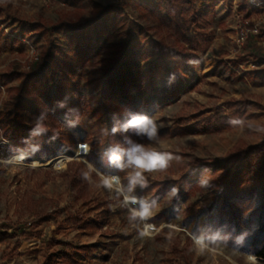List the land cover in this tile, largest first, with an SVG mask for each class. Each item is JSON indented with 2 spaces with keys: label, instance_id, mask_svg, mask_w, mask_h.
<instances>
[{
  "label": "rangeland",
  "instance_id": "1",
  "mask_svg": "<svg viewBox=\"0 0 264 264\" xmlns=\"http://www.w3.org/2000/svg\"><path fill=\"white\" fill-rule=\"evenodd\" d=\"M156 2L0 0V30L9 43L0 52V77L7 79L0 83V264H63L75 247L85 248L76 264H175L173 251L185 252L190 264H245L251 233L263 235L264 207L235 235L224 232L214 210L215 182L232 170L226 158L264 137L256 131L264 128V5L251 11V0L187 4V13L209 15L211 37L200 46L192 26L180 34L166 28L151 11L158 10ZM111 5L115 12L88 29L87 21ZM84 35L85 50L69 47L70 37ZM167 52L182 59L173 84L166 79L173 69ZM46 56L61 64L35 94L22 93ZM110 68L118 83L144 77L154 88L132 92L126 105L125 99L110 104L101 89ZM14 111L22 124L44 126L48 140L27 151L6 141L3 116ZM136 113L156 121L159 138L135 135L132 141L178 157L164 172L145 173L148 186L129 193L155 201L146 221L158 230L153 238L138 235L144 222L129 221V207L139 205L125 207L123 196L101 183L117 176L127 189L131 170L110 165L105 153L116 144L127 147L111 129ZM221 120L230 123L218 125ZM79 144L86 145L83 156ZM77 169L89 179L81 180ZM204 179L207 187L199 183ZM173 186L177 197L170 196ZM66 215L94 216L96 227L61 233L57 224ZM192 236L204 237L209 251H195Z\"/></svg>",
  "mask_w": 264,
  "mask_h": 264
},
{
  "label": "trees",
  "instance_id": "2",
  "mask_svg": "<svg viewBox=\"0 0 264 264\" xmlns=\"http://www.w3.org/2000/svg\"><path fill=\"white\" fill-rule=\"evenodd\" d=\"M158 10H151L161 18L163 25L172 30L175 34L187 30L190 26L193 27V31L196 33L195 42L196 45H205L206 39L211 37V34L207 33V22L209 15L202 13H187V4L193 5L200 0H156ZM261 5H264V0H251L249 9L252 11L253 7H257L255 11L261 9ZM116 7L111 5L104 9H101L94 17L87 21V27L98 28L100 26L101 19L106 17L109 13L115 12ZM13 43V42H12ZM69 47L77 48L78 50H85L88 45L87 36L70 37L68 40ZM9 46L7 38L2 35L0 30V52ZM205 47V46H204ZM162 50L160 53L164 55ZM173 64V69L166 76L168 82L173 84L177 79L178 64L182 59L179 56L172 55L167 52L165 54ZM121 59V56L118 57ZM178 59V60H176ZM61 62L54 56H46L41 65L29 75L27 80L22 84V93H28L30 95L35 94L39 86L44 85L47 82L46 76L49 75L52 70L58 67ZM154 62H150L149 67ZM107 78L101 85L102 93L110 104H114L119 99H125L123 105L130 102L127 100L131 93L145 89L152 91L154 86L153 82H148L144 77H137L134 81H127L118 83L113 78V71L111 68L107 69ZM151 74L157 77L160 74V70L157 68L151 70ZM7 79L0 77V83L6 82ZM228 121H220L218 125L227 126ZM4 125V138L9 143H13L18 149L27 151L29 148L37 147L41 145L42 140H48L47 131L43 133H33V129L36 127H28L20 122L19 113L7 112L3 116ZM1 124V125H2ZM135 133L132 130L128 132L118 131L115 136L122 141L125 145L126 139L135 137ZM49 156L55 153L54 149L48 151ZM227 166L232 167V170H227L219 179L215 182V187L219 189L218 197L215 199V214L220 218L223 223L224 232L230 235H235L239 229L245 228L244 221L248 219L249 224L252 220L258 217L261 213L262 207H264V137L260 144L250 148H244L235 150L225 160ZM75 169V168H74ZM237 172H233L236 171ZM75 175L81 180H84V172L80 169L73 170ZM258 203L254 208V205ZM87 206V205H85ZM99 206H96L98 209ZM90 211V210H89ZM97 224L96 217L84 218L73 215H66V217L57 224V231L63 233L71 230H78L83 233H91L95 229ZM3 233L0 232V240ZM248 248L251 253H254L257 258L264 260V233L262 236L251 233ZM85 248L75 247L72 254L64 255L61 259L63 264H76L75 255L84 254ZM175 258V264H190L185 252L173 251L171 253Z\"/></svg>",
  "mask_w": 264,
  "mask_h": 264
},
{
  "label": "clouds",
  "instance_id": "3",
  "mask_svg": "<svg viewBox=\"0 0 264 264\" xmlns=\"http://www.w3.org/2000/svg\"><path fill=\"white\" fill-rule=\"evenodd\" d=\"M63 107V104L60 105ZM39 119H43L41 116ZM231 123L234 125L243 123L240 120H233ZM75 126V125H72ZM47 129L37 123L36 128L32 131L34 134L43 133ZM129 130L134 131L137 136H145L149 141H156L159 138V126L156 121L145 114H129V118L123 123H117L112 127V134L118 131L128 132ZM107 131V130H105ZM256 131L264 132V128H257ZM56 139V136H53ZM125 143L127 147H123L120 144H116L110 147L105 153L107 160L110 165L116 167L119 170L130 169L131 174L129 176V183L127 189H125L120 182V178L117 176L105 177L102 179L101 183L104 188L109 190H115L117 193L123 196L124 206L129 205H139L138 207H129V221L130 222H144L143 227L138 230V235L141 238H153L157 233V228L154 224L146 223L152 216V204H149L146 200H138L136 197L129 195L137 185L141 188L147 187L148 182L145 177V173L153 174L156 172H164L168 169L170 161L174 158L171 153L159 152L154 150H149L144 145L139 143H134L131 139H126ZM23 156L17 157V161L23 160ZM84 179H89L88 174L84 173ZM201 186L207 187L209 182L207 179L201 180L199 182ZM178 187L173 186L170 191L171 197H177ZM247 235V233H245ZM194 245V250L200 254H204L209 251V242L202 236L191 237ZM244 236L238 237V241H242ZM245 264H259V261L254 253H247Z\"/></svg>",
  "mask_w": 264,
  "mask_h": 264
},
{
  "label": "built area",
  "instance_id": "4",
  "mask_svg": "<svg viewBox=\"0 0 264 264\" xmlns=\"http://www.w3.org/2000/svg\"><path fill=\"white\" fill-rule=\"evenodd\" d=\"M77 148H78V152H79L78 156H83V154L86 153V145L85 144H79Z\"/></svg>",
  "mask_w": 264,
  "mask_h": 264
}]
</instances>
